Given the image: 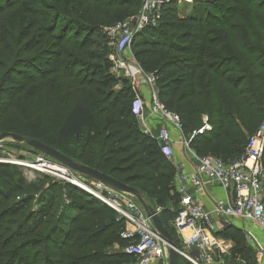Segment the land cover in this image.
<instances>
[{"label": "trees", "instance_id": "trees-1", "mask_svg": "<svg viewBox=\"0 0 264 264\" xmlns=\"http://www.w3.org/2000/svg\"><path fill=\"white\" fill-rule=\"evenodd\" d=\"M162 1L157 25L131 41L133 57L155 77L158 100L178 116L197 157L238 159L264 120V0H195L186 15L179 14L176 0ZM140 5V0H0V131L24 130L35 139L48 135L42 104L30 101L34 109L16 104L10 111L30 84L57 79L88 91L92 100L71 107L57 130L60 139L75 140L79 148L61 153L145 193L162 206L159 216L173 235L169 222L176 208L169 206L179 201L174 166L156 139L139 128L131 111L134 91L126 77L112 73L113 61L102 45V25L135 16ZM203 115L210 128L197 132ZM45 177L51 181L38 190L27 184L21 167L0 163V198L23 185L37 194L18 197L0 211V222L18 216L8 242L33 237V248L42 254L39 264L127 263L123 251H107L126 244L119 236L123 220L80 188ZM136 182L142 187L131 185ZM58 191L66 202L54 217L50 210ZM64 236L86 250L66 251ZM237 248L248 260L250 248L239 243ZM178 264L190 263L179 255Z\"/></svg>", "mask_w": 264, "mask_h": 264}, {"label": "built area", "instance_id": "built-area-1", "mask_svg": "<svg viewBox=\"0 0 264 264\" xmlns=\"http://www.w3.org/2000/svg\"><path fill=\"white\" fill-rule=\"evenodd\" d=\"M140 1L141 5L135 16L128 22H117L106 32L111 39L118 42L119 49V44L129 45L132 38L139 31L157 25L163 1ZM176 1L192 3L195 0ZM111 60L114 62L115 67L127 68L124 72L125 77L131 78L135 74H139V78L148 85L150 90V112L157 120L171 124L178 129L181 128L178 116L167 110L158 100L155 77L152 73L143 71L137 62L128 66L125 62L115 64L114 55L111 56ZM131 111L138 123L141 122L143 116V102L141 99L134 98ZM208 127L205 123L198 130L202 131ZM139 128L143 133L153 136L151 131L145 127L139 125ZM153 137L156 139L163 155L171 160V138L167 127L159 128ZM263 150L264 120L256 131L248 137L245 151L238 159L223 162L217 157L206 155L198 157L192 173L176 174V192L179 201L175 209V215L170 220V227L181 237L182 247H177L176 251L192 264H203L211 260L216 253L225 252L229 245L217 232L226 229L232 218L248 221L252 225L260 227L264 234ZM13 164L44 174L54 181L74 185L111 208L116 213L117 218L124 222V227L119 232V236L126 241L122 251L132 258V261L128 264H165L161 259V252L166 243L156 232L143 206L137 203L128 193L117 191L102 182L90 179L45 155L30 160L13 162ZM209 183H216L230 192L229 199L225 202H215L212 210H206L200 205L188 189L189 186L198 189ZM152 210L160 214L162 207L155 206L152 207ZM248 235L251 236L250 232ZM194 250L198 253L197 258L192 257L188 252ZM257 253L262 255L263 248L261 247ZM166 257L168 260L167 252Z\"/></svg>", "mask_w": 264, "mask_h": 264}, {"label": "rangeland", "instance_id": "rangeland-1", "mask_svg": "<svg viewBox=\"0 0 264 264\" xmlns=\"http://www.w3.org/2000/svg\"><path fill=\"white\" fill-rule=\"evenodd\" d=\"M191 3H181L178 2V9L180 15H186L191 10ZM139 11V10H138ZM132 17L117 21V22H123L130 20ZM10 19L14 20V15H10ZM117 22H114L112 24L105 23L103 24V32H107V30L112 27ZM138 40V37L132 38L131 41ZM126 42V41H125ZM125 44V43H124ZM102 45L104 46L108 57L111 59V56L115 55L117 57L120 55L122 60L125 61V64L128 66L129 64H133L136 62V60H129L128 58L133 57V47L131 46V43L129 45L125 44L124 46L122 44L120 45V49L118 48V42H116L115 39H111L109 35L106 34V39L103 41ZM12 46H14V43H12ZM36 49V48H35ZM34 49V50H35ZM123 54V56H122ZM125 55V57H124ZM114 64V62H113ZM127 68L122 67L121 69H118L117 67L113 66L111 69L112 73L116 76H124V72ZM138 76L139 74H135L133 77ZM129 84L132 77H126ZM45 85V86H44ZM44 86V87H43ZM42 93L41 99L39 98V94ZM136 97V95H135ZM92 100L90 93L88 91H85L83 89L76 88L71 85V82L69 81H58L57 79L51 80L50 83H47V81L44 82H35L33 84H30L26 88V92L21 95L20 97H15L13 99V106H11L10 111H14V106L17 105H27L29 104V107L31 109H34L36 106L33 105L32 102L36 101L37 105H41L42 107H45L46 110L43 111L40 114V117L42 118L43 122L48 126L49 133L46 137L38 138L39 141L46 143L52 147H54L56 150L61 152H73L75 153V149L79 148L78 142L75 140H62L58 137V127L63 120L64 116L66 115L67 111L76 105H83L84 100ZM30 101H32L30 103ZM203 124V122H202ZM203 126V125H202ZM1 133V131H0ZM84 134H87L86 132ZM18 135L23 137H31L29 136L24 130L19 131ZM86 136L84 135V138ZM82 140L80 143H82ZM183 148L185 147V144L183 143ZM183 150H179V154L183 153ZM40 152L34 150L29 145H27L25 142L17 141L13 139L12 137H6L3 140L0 141V163H8L13 164V162L17 161H24V160H30L34 159L35 157L41 156ZM6 161V162H2ZM16 165V164H14ZM22 168L23 176L25 177V180L27 184L33 185V187H37L38 190H41V188L46 187L47 184L51 181L50 179H46L45 175H40L37 172H34L33 170L26 168L24 166L17 165ZM176 173V172H175ZM132 186L136 185L137 187H142L143 182H136L131 184ZM35 195L36 192H33V189L27 188V187H21L20 190H17L15 187H13L9 194L4 195L0 198V211L6 209L8 205H11L12 202L17 201L18 197H25L30 195ZM142 194V192H141ZM132 196L137 203H140L133 195ZM145 203L149 206L155 205L154 202L146 198L145 193L141 195ZM34 201L37 203L36 199ZM66 202L65 195L63 192L58 191L55 194L54 199V206L50 210V214L54 217L58 215V213L61 211L63 204ZM33 203V202H32ZM141 204V203H140ZM29 207L33 208V205L31 204ZM16 221H18V216H7L2 219L0 222V264H32V260H36L34 264H39L37 260L40 261L42 254L38 251L40 249L33 248L32 240L33 237H28L27 239H19L14 238L15 240H11L8 242V237L12 235V231L17 226ZM65 240H67V247L66 251H72L74 253H82L86 249L82 248V244L78 241H76L74 238H69L68 236H64ZM238 243L240 246H244L247 248L248 245L245 243L244 239L242 237L238 238ZM7 242V244L5 243ZM6 245V246H5ZM15 248V249H14ZM39 249V250H38ZM119 250V247L115 244L111 245L107 251H117ZM16 253V255L14 254ZM60 253V252H59ZM14 254V256H13ZM255 251L250 249L248 260L245 259L244 264H257L256 261V255ZM23 255L26 256L28 260L23 259ZM242 256H240L239 259ZM34 258V259H33ZM222 260L225 262L227 261H235L236 258L234 255L226 256L223 258L221 256ZM247 260V261H246ZM32 262V263H31Z\"/></svg>", "mask_w": 264, "mask_h": 264}, {"label": "crops", "instance_id": "crops-1", "mask_svg": "<svg viewBox=\"0 0 264 264\" xmlns=\"http://www.w3.org/2000/svg\"><path fill=\"white\" fill-rule=\"evenodd\" d=\"M122 56H123V54H122ZM114 57H115V55H114ZM124 57H125V55H124ZM127 59L134 60V57H132L131 59L127 57ZM120 62H125V61L122 60L120 55H118L117 57H115V64H119ZM117 68L121 69V67H118V66H117ZM130 83H131L130 85H131L136 97L141 99V101L143 102V116L141 118V122L138 123V121H137L138 126L141 125V126L145 127L146 129L150 130L151 134L153 136L156 134L158 129L163 127V126L167 127V129L169 130V134H170V138H171L170 148L172 151V157H171L170 162L174 166V169L176 172L174 174V180H173L174 188L176 191V188H177V181L175 179L176 174H181V173L190 174V173H192V170H193L195 164L197 163L198 157L195 155L194 151L188 146V143L186 144V142H188V140H186L184 138L181 129H178L171 124L164 123L160 120H157L151 114V112H150V90H149L148 85L142 79H140L138 76L132 77ZM136 97H134V98H136ZM201 119H202L203 125L205 123L207 124L205 115H203L201 117ZM209 128H210V126L207 129H209ZM183 143L185 144L184 148L182 146ZM182 149H184L183 153L179 154V152H180L179 150H182ZM188 189L193 194V198L200 205H202L206 210H212L213 204L215 202H217V201L225 202L230 197V192L224 190L220 185H218L216 183H209V184H206L202 187H199L198 189L189 186ZM155 206H160V205L155 204L152 207H155ZM160 207H162V206H160ZM169 207L171 210H174L176 208V206H174V205L169 206ZM223 230L226 233L225 235L221 234V232ZM223 230H218L219 236H221V238L225 241V243L227 245H229V247L225 250L224 253H221V254L216 253L211 258V260H209L203 264H244V261L242 259H239L240 258V254H239L240 252H239V249L237 248V244H238L237 239L239 237L240 238L242 237V239H244L245 243H247L248 247L250 249H252L253 251H255L256 261L258 262L257 264H264V234H263L262 230L260 229V227L252 225V223L245 221V220H240L238 218H232L230 220L227 228L223 229ZM249 232H250L251 236L248 235ZM173 233H174L173 236L175 238L177 247L178 248L182 247L181 237L175 231H173ZM115 245H117V244H115ZM117 246L119 247V250L122 251V247H120L119 245H117ZM261 247L263 248V254L258 255L257 252ZM167 251H168V246L166 244H164L163 250L161 252V259L165 264L168 263V260L166 257ZM188 252L192 257H194V258L198 257V253L196 250L188 251ZM232 254L236 258V260L235 261H227L224 263L221 256H223V258H224V257L230 256ZM180 256L183 257L182 255H180ZM129 258L130 259L125 264H128L129 262L132 261L131 256H129ZM183 258L186 259L185 257H183ZM187 261L190 264H192L189 260H187Z\"/></svg>", "mask_w": 264, "mask_h": 264}, {"label": "water", "instance_id": "water-1", "mask_svg": "<svg viewBox=\"0 0 264 264\" xmlns=\"http://www.w3.org/2000/svg\"><path fill=\"white\" fill-rule=\"evenodd\" d=\"M202 131L197 130V132H202ZM6 137H12L13 139L17 141L25 142L27 145H29L34 150L40 152L41 154L48 156L56 161H59L60 163L67 166L68 168H71L72 170L90 179H94L96 181L102 182L103 184L110 186L111 188L117 191L133 195L141 203V205L143 206V208L145 209L147 213V216L150 217L156 232L163 239V241L168 245V251H167L168 264H178V256L180 254L176 251L177 245H176L174 236L165 227L159 214L155 213L152 210V207L145 203V201L141 198V196L138 194L135 188L95 168H92V167H89L83 164H79L73 161L71 158L65 156L64 154L60 153L53 147L39 141L38 139L23 137V136L14 134V133H7V132L0 133V141Z\"/></svg>", "mask_w": 264, "mask_h": 264}]
</instances>
